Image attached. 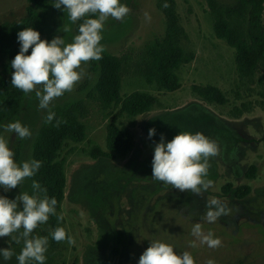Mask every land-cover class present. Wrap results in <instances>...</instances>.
I'll return each instance as SVG.
<instances>
[{
	"label": "rangeland",
	"instance_id": "rangeland-1",
	"mask_svg": "<svg viewBox=\"0 0 264 264\" xmlns=\"http://www.w3.org/2000/svg\"><path fill=\"white\" fill-rule=\"evenodd\" d=\"M174 1L187 37L180 46L192 52L193 59L176 71L180 88L173 92L158 91L155 84H148L143 62H139L146 46L165 32V19L156 0H120L130 9L129 14L122 20L109 17L104 25L100 43L122 62L120 96L141 91L157 99L149 112L118 120L133 136V148L128 154L93 159L88 153L93 145L106 150V126L114 113L113 108L101 104L93 90L98 75L90 70V61L82 65L86 75L72 92L54 100L48 109H40L35 92L30 93L16 117L0 128V133L9 139L14 159L20 163L31 159L33 140L52 107L81 100L86 111L82 119L86 139L69 143L61 152L66 186L60 214L63 228L75 243H53L49 220L39 225L34 235L47 236L49 240L45 264H138L140 255L154 240L173 245L178 254L190 252L195 264H207L210 259L215 264H264V146L260 140L264 135V60L252 76L240 78L235 50L214 34L216 13L233 6L236 0ZM54 2L48 0L43 11L41 37L50 42L62 36L70 43L75 23L69 20L63 6L60 10L54 8ZM27 6L26 0H0V24L25 17ZM65 26L70 29L67 33ZM192 85L215 86L228 103L208 104L194 94ZM236 108L242 112L239 117L232 114ZM146 115L152 118H143ZM16 120L30 128L29 139L3 133V127ZM150 128L156 130L151 139ZM184 131L203 133L220 146V155L210 160L207 179L213 183L201 195L180 192L151 177L154 146L161 134L167 142ZM227 131L232 135L229 140ZM251 165L257 169L255 178L249 180L245 172ZM228 183L232 188L224 194L221 188ZM241 185L251 190L244 199L237 200L232 191ZM32 191L31 183L25 179L8 192L0 188V195L14 199L20 192ZM212 199H219L231 209L230 215L215 223L204 219ZM196 223L202 224L205 233L211 231L220 238L221 246L213 249L199 243L192 235ZM191 241H196L197 247H190ZM22 246L12 237H0V248H12L18 254ZM0 264L17 261L15 257L10 261L0 258Z\"/></svg>",
	"mask_w": 264,
	"mask_h": 264
},
{
	"label": "clouds",
	"instance_id": "clouds-1",
	"mask_svg": "<svg viewBox=\"0 0 264 264\" xmlns=\"http://www.w3.org/2000/svg\"><path fill=\"white\" fill-rule=\"evenodd\" d=\"M52 6L67 11L72 23L83 19L70 43L62 36H55L50 42L41 39L40 33L32 27L24 28L17 33L19 52L11 61L14 69L11 85L25 94L35 92L40 109H48L50 104L74 87L86 75L83 64L99 61L105 51L100 43L105 22L109 17L122 20L130 9L120 0H55ZM164 8L169 7L167 3ZM95 16L96 18H86ZM145 18L151 17L145 13ZM65 26L64 32H69ZM29 49H31L30 54ZM55 113L49 111L46 122H51ZM143 118L151 119V116ZM57 121V126L59 125ZM156 130H148V138L155 135ZM3 133H14L21 139H29L32 132L21 121L8 123ZM220 155V146L203 133L179 132L170 141L165 142L163 134L155 143L151 177L154 180L170 184L180 192L191 191L201 195L212 185L207 179L211 167L210 160ZM42 166V161L31 159L17 163L14 152L9 147V139L0 133V188L5 192L18 188L27 178L33 177ZM32 193L20 192L14 199L0 195V237H12L22 248L17 254L12 248H0V258L10 261L15 257L17 264H45L49 240L47 236L34 235V230L48 221L50 215H56L57 200L50 198L47 189L33 180ZM204 219L215 223L220 217L228 216L231 209L219 199L208 202ZM63 220V215L57 217ZM52 239L59 243L67 241L69 245L75 240L63 227L52 232ZM192 235L199 243L209 248H218L222 241L214 237L211 231L205 233L203 226L196 223L192 227ZM190 247H197L191 241ZM138 264H195L190 252L178 254L173 245L160 240L151 241L140 255ZM207 264H215L208 260Z\"/></svg>",
	"mask_w": 264,
	"mask_h": 264
},
{
	"label": "trees",
	"instance_id": "trees-1",
	"mask_svg": "<svg viewBox=\"0 0 264 264\" xmlns=\"http://www.w3.org/2000/svg\"><path fill=\"white\" fill-rule=\"evenodd\" d=\"M156 1V6L165 19V32L160 39H155L146 46L139 62H143L142 71L148 84H155L158 91L173 92L180 88L176 71L182 64L193 59V53L185 52L180 46L181 40L187 37L179 24L175 1ZM26 2L28 6L25 17L0 24V128L16 117L28 95L11 85L14 71L11 68V61L20 48L17 33L24 28L32 27L40 33V37L42 36L43 11L48 0H26ZM165 3L169 7L164 8ZM211 6L214 8L213 4ZM263 10L264 0H236L233 6L216 13L213 24L214 34L235 50L234 60L240 78L252 76L264 60ZM81 23L83 19L75 22V35L78 34ZM30 52L31 49L27 54ZM90 70L98 75L93 87L98 100L104 107L113 108L114 113L111 114V121L106 126V150L93 145L88 153L93 159H114L116 156H125L133 148V136L127 128L118 124V120L124 116L135 118L149 112L156 105L157 99L141 91L132 92L122 98L120 96L122 62L119 57L106 50L101 60L90 61ZM192 90L208 104L224 106L228 103L224 93L215 86L192 85ZM50 111L55 113L54 119L46 122L48 113L46 114L31 148V159L42 161V166L33 177L27 179L30 183L33 180L40 183L47 189L48 196L57 200L56 215H50L48 219L54 231L57 227H63L62 221L57 219L61 215V203L66 186L65 158L61 157V152L69 143L83 142L87 134L86 126L82 121L86 111L81 100L56 105ZM232 114L236 115L234 117H239L242 112L236 108V112ZM57 121L60 122L58 126ZM229 135L232 136L227 131L226 137ZM260 140L264 146V135ZM256 169L255 165H251L245 172V177L249 180L254 179ZM231 188L232 185L228 183L222 186L221 191L228 194ZM250 190V186L241 185L233 190L232 194L235 199L242 200ZM120 240L121 237L118 241ZM51 242L55 241L52 239Z\"/></svg>",
	"mask_w": 264,
	"mask_h": 264
},
{
	"label": "flooded vegetation",
	"instance_id": "flooded-vegetation-1",
	"mask_svg": "<svg viewBox=\"0 0 264 264\" xmlns=\"http://www.w3.org/2000/svg\"><path fill=\"white\" fill-rule=\"evenodd\" d=\"M231 137H232V136L229 135L228 137H226V139L229 140V139H231Z\"/></svg>",
	"mask_w": 264,
	"mask_h": 264
}]
</instances>
